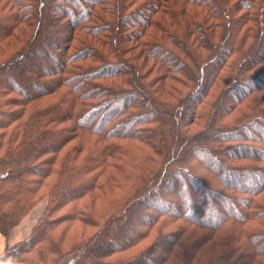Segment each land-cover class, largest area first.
<instances>
[{"label": "trees", "instance_id": "obj_1", "mask_svg": "<svg viewBox=\"0 0 264 264\" xmlns=\"http://www.w3.org/2000/svg\"><path fill=\"white\" fill-rule=\"evenodd\" d=\"M42 201L0 264H264V0H0V233Z\"/></svg>", "mask_w": 264, "mask_h": 264}, {"label": "rangeland", "instance_id": "obj_2", "mask_svg": "<svg viewBox=\"0 0 264 264\" xmlns=\"http://www.w3.org/2000/svg\"><path fill=\"white\" fill-rule=\"evenodd\" d=\"M50 31H51V28H49L48 34L49 33L50 34L52 33ZM59 33L61 35H63L64 32H59ZM43 54L45 55V57L39 62V64L41 63L40 65H44L46 63V65H47L49 63L48 56H46L47 55L46 53H43ZM40 65H38V63L37 64L36 63H33L32 65H30L29 66L30 68H27V69H30V70H27L26 69L27 71H25V73H26L25 76H22L21 75L22 71L19 70L18 67H15V68L10 69L9 72H7V74H8V76L10 75L9 77H11V80L13 81V83L15 84V86H18L19 88L24 89V90H28L30 88V86H32V84H34L36 82V80H38L40 78L39 73L37 71V69H39V66ZM44 206H45V201H42L40 204H38L33 209V211L31 212V214L29 215V218L32 219V216H34L33 219H36V216L37 215L38 216L40 215V213L42 212ZM20 223H19V225H20ZM66 259H68V258H66Z\"/></svg>", "mask_w": 264, "mask_h": 264}, {"label": "crops", "instance_id": "obj_3", "mask_svg": "<svg viewBox=\"0 0 264 264\" xmlns=\"http://www.w3.org/2000/svg\"><path fill=\"white\" fill-rule=\"evenodd\" d=\"M33 211V210H32ZM31 211V212H32ZM30 212V214H31ZM29 214V215H30ZM29 215H27L22 222L20 223V225L16 226L15 228H13L9 234L7 235V237H4L1 233H0V256L3 254L6 246H11L16 242H19L23 239H25L29 234L30 231L32 229V226L36 223L38 215L36 216V219H33L34 216H32V219L29 218ZM29 224H28V223Z\"/></svg>", "mask_w": 264, "mask_h": 264}]
</instances>
